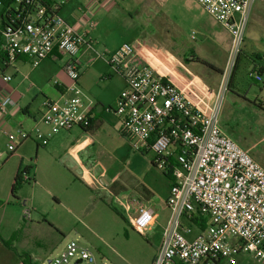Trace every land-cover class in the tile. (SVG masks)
<instances>
[{"label": "built area", "instance_id": "1", "mask_svg": "<svg viewBox=\"0 0 264 264\" xmlns=\"http://www.w3.org/2000/svg\"><path fill=\"white\" fill-rule=\"evenodd\" d=\"M196 1L231 35L218 91L205 107L197 106L144 60V47L124 43L107 56L110 66L126 83L111 110L122 121L123 137L138 140V151L144 147L152 151L159 167L172 178L165 203L169 217L152 264H238L239 256L248 254L264 260V167L220 126L223 102L244 48L256 0ZM111 3L94 0L93 4L101 7ZM14 4L16 8H4L0 13V72L4 84L13 80L6 69L19 58H27L33 67L56 49L70 58L65 71L72 81L68 90L73 96L44 101L41 122L49 132L34 130L36 140L46 146L62 131L91 124L94 102L78 83L81 67L77 56L81 46L88 43L87 37L79 27L66 22L60 15V5L54 2L14 0ZM0 5H5L3 0ZM83 15V26L94 28L93 11L89 9ZM254 78L263 81L260 74ZM16 107L9 96L0 100L4 115ZM18 132L26 136L21 128ZM15 152L16 144L11 142L0 151V161ZM30 179L29 175L24 177L25 181ZM23 206V219L30 221L33 210L25 202ZM156 221L155 210L140 205L130 217V226L143 234ZM46 263L108 264L75 240Z\"/></svg>", "mask_w": 264, "mask_h": 264}, {"label": "rangeland", "instance_id": "2", "mask_svg": "<svg viewBox=\"0 0 264 264\" xmlns=\"http://www.w3.org/2000/svg\"><path fill=\"white\" fill-rule=\"evenodd\" d=\"M3 7L0 5V8ZM112 8L113 15H107L96 36L90 38V53L82 60L84 72L80 84L95 103L104 104L107 109L110 104L113 105L120 85L115 78L119 73L107 63L105 56L124 43L137 47L143 44L158 56L178 55L177 44L187 47L204 44L212 50L216 65H223V45L212 36L213 31L219 32L220 27L196 0H114ZM247 37L250 43L264 40L263 24L252 23ZM261 45L264 46V42ZM143 54L144 60L149 62V58ZM0 68H3L1 58ZM188 68L195 71L198 67L188 65ZM248 73L246 66H242L239 73L242 84L238 86L240 93L260 104L264 101V92L259 93L260 88L264 89V79L261 83H254L253 74ZM201 75L203 82L211 84L208 74ZM52 79L60 78L55 73ZM226 96L220 118L222 120L226 116L228 119L224 122L225 127L236 132L240 139L237 143L242 148L254 147L251 154L264 152V111L254 109L234 95ZM46 100L42 94L36 96L33 99L34 107L38 108V104L42 106ZM101 138L105 152L100 161L106 170L107 179L118 182L115 189L111 188L113 192L119 191L122 186L129 188L128 174H134L136 180H145L157 190L165 189L167 178L164 171L149 167L150 160L156 159V155L138 151V140L114 138L109 133ZM60 164L55 165L59 171L54 178L43 174L35 177L30 173L32 181L20 186L14 196L11 186L5 188V213L0 211V217L5 214L2 231L5 237L11 236L5 242L15 244L13 250L20 256L25 251L30 253L31 256L28 254L23 257H32L30 260L33 264H47L50 257L57 255L72 240L78 241L108 264H152L162 242L169 212L162 214L153 230L139 233L130 226L133 213L122 209L118 200L122 199L119 192L116 197L112 192L103 191L99 185H93L95 189H92L76 181ZM24 201L27 207L36 209L30 221L23 219ZM110 205L117 208L123 218ZM32 222L34 225L29 226ZM238 264H264V260L248 254L239 256Z\"/></svg>", "mask_w": 264, "mask_h": 264}, {"label": "crops", "instance_id": "3", "mask_svg": "<svg viewBox=\"0 0 264 264\" xmlns=\"http://www.w3.org/2000/svg\"><path fill=\"white\" fill-rule=\"evenodd\" d=\"M51 1L60 5V15L68 24L79 27L80 32L86 34L88 43L81 46L77 56L81 67V78L84 72V63L82 60L89 55L91 50L89 40L96 36L100 25L105 23L106 16L113 15L114 11L112 7L114 0H112L113 3L101 7L95 6L93 4L94 0ZM147 1L153 2L156 0ZM4 8L5 5L3 8H0V13L4 11ZM9 8H16L14 6V1L10 2ZM89 9L93 11V22L96 24L94 28H90L88 25L83 26L81 23L84 12ZM190 19L196 21L195 18ZM254 22H261L264 26V0H257L253 6L246 31V40L242 55L231 82V88L227 94L234 95L239 101L259 110V103L257 104L256 102L248 100V95H241L238 87L242 84L239 73L244 65L246 66L247 72H249L250 75L253 74L251 77L254 83H259L254 78L255 74H260L264 79V46L261 45L264 40L261 38L263 41L261 40L260 43H250V39L247 37L250 27ZM216 23L219 25L220 30L219 32L213 31L212 36L217 43L223 45L224 63L222 66L216 65L212 50L204 44L193 47L177 44L178 55L172 53L171 55L160 56L153 54L147 46L145 47L142 44V47L147 50L143 56L149 58V62L152 66L162 76L173 82L180 90L187 94L194 104L202 108L206 106V102L211 98V95L218 91L221 73L225 66L231 44L230 33L221 24L218 22ZM118 47H120V45L116 46L110 52H114ZM173 48H175V46ZM205 50L206 53L204 52ZM108 55L105 56L107 63ZM69 60L70 58L68 56L63 55L57 49L54 50L49 58L41 62L38 67H33L31 61L27 58H19L6 69V73L10 74L13 80L8 84H4L0 78V100L4 96H9L17 104L16 108H11L5 115L0 112V151L5 150L7 145L11 142L16 144V152L3 162L0 161V211L5 213V188L10 186L13 187L15 177L20 170L28 167V175L33 173L35 177H38V175L43 174L44 176L47 175L50 178H54L59 171V168L55 167V165L61 163L60 165L69 171L70 175H72L76 181L84 183L92 189H95L93 185H99V187H103V191L112 192L116 197L119 196V192L122 199L120 198L118 200L122 204V209L127 213L134 214L140 205L154 209L157 213L156 226L162 214L169 212L165 207V203L170 195L172 178L164 173L167 178V184L165 189L160 191L148 184L145 180H136L134 174H128L129 177L127 180L129 188L127 186H122L119 191L115 190L113 192L111 188L115 189L118 182L117 180L111 181L107 179L106 170L103 168L100 161V157L105 152L103 139L101 137L109 133L114 138H125L121 134L122 121L111 110L119 94L126 86L122 76L118 74V76L115 77L118 79L120 85L118 94L113 100V105L110 104L107 109L106 105L93 101L94 107L90 112V128L77 125L69 131H62L54 135L46 146H42L40 142L36 140L34 136V130L36 128H39L44 134L49 132V128L41 122V104H38V108H35V101H33V99L40 94L47 100H59L63 96H73V93L68 90L72 85V81L65 71V67ZM188 65L198 68L192 71L188 68ZM62 69L65 74L62 72ZM55 73L60 79H52ZM201 74H208L211 84L203 82L201 80ZM78 83L84 92L80 84V79ZM263 90L264 89L260 88L259 93L264 92ZM260 103H264V101ZM227 120L226 116H223V119L220 120L221 129L227 136L238 142L240 139L236 132L225 127L226 124H224V122ZM20 128L26 133V136L18 132ZM128 140L130 141V139ZM243 149L249 151L251 154L254 147L249 149L243 147ZM140 152L147 153L152 151L144 147ZM251 155L257 163L264 167V152L257 151ZM154 160H150L151 164L149 167L150 169L158 170L160 167L157 162V157ZM7 181H9V184ZM24 202L27 203L26 201ZM29 207L32 208L31 206ZM32 210L36 209L33 208ZM3 224L5 225V214L0 217V264H24L25 257L23 256L30 255V253L25 251L22 253L23 256H20L18 255L19 253L14 251L16 248L15 244L12 243L10 245L8 242L6 243L10 246L5 244V240H8L11 236L5 237V233L2 231L4 227ZM33 225L34 222L29 226ZM155 226L147 232L153 230ZM16 240L18 242V239ZM30 259H32V257H30Z\"/></svg>", "mask_w": 264, "mask_h": 264}, {"label": "trees", "instance_id": "4", "mask_svg": "<svg viewBox=\"0 0 264 264\" xmlns=\"http://www.w3.org/2000/svg\"><path fill=\"white\" fill-rule=\"evenodd\" d=\"M4 1V4H5V10L9 7V5H10V2L12 1H14V0H3ZM42 1V0H41ZM43 1H46V2H52L51 0H43ZM241 55H242V53H241ZM241 55H240V57H241ZM240 57H239V59H238V61H237V65H236V68H235V71H234V73H233V75H232V79H231V82H232V80H233V77H234V75H235V73H236V70H237V68H238V63H239V60H240ZM231 82H230V85H229V90H230V88H231ZM258 107L261 109V110H263L264 111V103H260L259 105H258ZM90 126L91 125H89L87 128H90ZM29 174V168L28 167H26V168H24V169H22V170H20L18 173H17V175H16V177H15V182H14V185H13V187H12V195L14 196L15 195V192L17 191V189L20 187V186H22L24 183H29V182H31L32 180L30 179V180H28V181H25L24 180V177L26 176V175H28ZM168 177H170V175L169 174H166ZM111 206V205H110ZM111 208H112V210L117 214V215H119V216H121L122 218H123V216H122V214H121V212L117 209V208H115V207H112L111 206ZM202 221V225L204 226V225H206V219H203V220H201ZM5 244L6 245H8V246H10L8 243H6L5 242ZM24 264H33V263H31V260L29 259V257L27 256L26 258H24Z\"/></svg>", "mask_w": 264, "mask_h": 264}, {"label": "flooded vegetation", "instance_id": "5", "mask_svg": "<svg viewBox=\"0 0 264 264\" xmlns=\"http://www.w3.org/2000/svg\"><path fill=\"white\" fill-rule=\"evenodd\" d=\"M157 252H158V251H157ZM157 252H156V253H157Z\"/></svg>", "mask_w": 264, "mask_h": 264}]
</instances>
